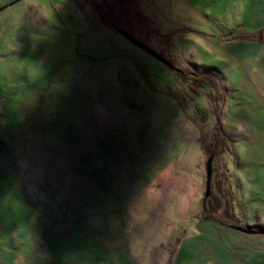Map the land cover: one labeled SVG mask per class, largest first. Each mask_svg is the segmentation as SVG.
Listing matches in <instances>:
<instances>
[{
  "label": "rangeland",
  "instance_id": "rangeland-1",
  "mask_svg": "<svg viewBox=\"0 0 264 264\" xmlns=\"http://www.w3.org/2000/svg\"><path fill=\"white\" fill-rule=\"evenodd\" d=\"M43 1L0 25V264H264V0Z\"/></svg>",
  "mask_w": 264,
  "mask_h": 264
},
{
  "label": "crops",
  "instance_id": "crops-1",
  "mask_svg": "<svg viewBox=\"0 0 264 264\" xmlns=\"http://www.w3.org/2000/svg\"><path fill=\"white\" fill-rule=\"evenodd\" d=\"M43 4H44V1L43 0H0V25L1 24H5V23L11 24V25H15L16 24V21H17V18H20L21 17V13L19 15L17 14L18 11L20 9L26 7V6L36 7L34 9H41V10L46 9L47 10L48 9L47 7H45L44 9L43 8H40V7H43ZM51 5L54 6V7L57 6V5H55V3H51ZM141 8L143 9L144 12L148 11L144 7H141ZM14 15H16V16H14ZM44 17H46V16H44ZM44 17H42V18H44ZM3 20H5V22ZM44 20H47L49 22L51 20L52 21L51 23L58 22V25H61V23H59V22H62V25H64V23H66V21L64 19L63 20L61 19L60 21H57V20H59L58 16H54L53 18H51V17L44 18ZM160 23L162 25L164 24L162 22H160ZM198 66L200 68L212 67V66H207V65H202V64H199ZM213 68H216V67H213ZM171 209H173V208H171ZM160 211H162V209H160ZM180 211H181V209H180ZM180 211H178V213L181 214V215H183L184 212L180 213ZM187 213H190V212H187Z\"/></svg>",
  "mask_w": 264,
  "mask_h": 264
},
{
  "label": "water",
  "instance_id": "water-1",
  "mask_svg": "<svg viewBox=\"0 0 264 264\" xmlns=\"http://www.w3.org/2000/svg\"><path fill=\"white\" fill-rule=\"evenodd\" d=\"M116 31L118 33H120L121 35H123L130 42H132L133 44H135L136 46H138L139 48H141L142 50H144L145 52L150 54L151 56L155 57L156 59L160 60L164 64H166L169 67H171V63L167 59H165L163 56H161L155 50H153L152 48L147 46L145 43L141 42L139 39L135 38L134 36H132L131 34L127 33L126 31H124L122 29L118 28V29H116ZM212 160H213V155H210L208 157L207 161H206V168H205V170H206V180H205L204 199H206L209 196V194H210V184H211V177H212ZM232 228L237 230V231H240V232H245V233L249 232V231H247L245 228H243L241 226H234Z\"/></svg>",
  "mask_w": 264,
  "mask_h": 264
},
{
  "label": "trees",
  "instance_id": "trees-1",
  "mask_svg": "<svg viewBox=\"0 0 264 264\" xmlns=\"http://www.w3.org/2000/svg\"><path fill=\"white\" fill-rule=\"evenodd\" d=\"M257 39L259 40V41H264V36H259V37H257ZM215 69V68H214ZM188 74H190L191 75V73H188ZM188 74H185V75H182V77L184 78V76H189ZM209 74H205V75H203V76H201V77H197V76H193V78H194V80H197L198 82H200V84H203V83H206V84H208V83H210L211 82V79L209 78V77H207L206 78V76H208ZM204 78H206L205 80H204ZM208 82V83H207ZM213 87H214V84H213ZM216 123H218V121L216 122Z\"/></svg>",
  "mask_w": 264,
  "mask_h": 264
},
{
  "label": "flooded vegetation",
  "instance_id": "flooded-vegetation-1",
  "mask_svg": "<svg viewBox=\"0 0 264 264\" xmlns=\"http://www.w3.org/2000/svg\"><path fill=\"white\" fill-rule=\"evenodd\" d=\"M116 29H118V28H116Z\"/></svg>",
  "mask_w": 264,
  "mask_h": 264
}]
</instances>
